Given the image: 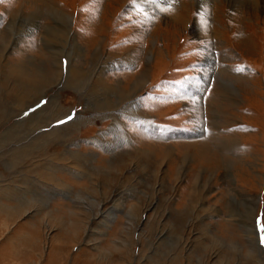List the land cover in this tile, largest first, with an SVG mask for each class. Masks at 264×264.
Masks as SVG:
<instances>
[{
    "label": "rangeland",
    "instance_id": "374dc122",
    "mask_svg": "<svg viewBox=\"0 0 264 264\" xmlns=\"http://www.w3.org/2000/svg\"><path fill=\"white\" fill-rule=\"evenodd\" d=\"M257 1L262 8L264 0ZM255 7L252 0L0 2V45L9 49L3 59L35 77L51 78L55 67L45 45L51 27L62 35L52 30L57 39L47 45L61 60L56 68L66 74L105 70L102 78L122 89L144 76L142 70L148 75L135 96L143 119L115 108V91L101 85L92 93L91 82L74 91L65 83L52 86L50 79V92L42 89L46 83L37 84L41 92L31 88L25 109L7 102L2 92L0 264H264V11ZM17 11L23 14L12 24ZM23 21L25 35L19 33ZM15 35L24 40L13 43ZM58 36L68 38L62 44ZM56 96L63 117L52 112ZM112 107L125 122L121 131L129 142L118 147V140L106 136L95 147L91 138L113 128L111 120L98 123L103 108ZM81 113L85 125L95 120L96 126L82 136L81 127L76 129L77 143L68 150L99 153L93 162L98 182L66 178L71 202L57 188L53 204L43 210L41 183L57 173L64 179L56 166L73 159L55 148L60 158L49 160L43 149L51 138L40 143L37 136L73 124ZM9 115L18 118L8 122ZM38 121L47 126L35 131ZM48 161L52 168L43 165ZM34 209L43 211L36 215Z\"/></svg>",
    "mask_w": 264,
    "mask_h": 264
},
{
    "label": "bare ground",
    "instance_id": "6f19581e",
    "mask_svg": "<svg viewBox=\"0 0 264 264\" xmlns=\"http://www.w3.org/2000/svg\"><path fill=\"white\" fill-rule=\"evenodd\" d=\"M241 1V0H240ZM247 1V0H246ZM252 2L254 3V4H256V7L254 8L255 10H258V11H264V6L261 8V7H259L260 5L258 4V1L257 0H252ZM198 3V2H197ZM260 3V2H259ZM259 5V6H258ZM158 8H160L159 7V5H156ZM247 6V5H246ZM255 6V5H254ZM248 7V6H247ZM250 7H251V5H250ZM250 9V8H249ZM252 10V9H251ZM58 12V11H57ZM65 13V12H64ZM145 13V12H144ZM22 12H20V11H17V13H14L13 14V16H12V20H11V22L10 23H12V24H15V22H18L19 20H20V18H21V16H22ZM58 14V13H57ZM59 14H61V16H62V14H63V12H59ZM64 15V14H63ZM65 15H66V13H65ZM58 17V16H57ZM2 18V17H1ZM53 18H55V17H53ZM59 18V17H58ZM141 18V17H140ZM56 19V18H55ZM62 19H64V18H62ZM60 20V19H59ZM61 21V20H60ZM70 21V20H69ZM68 21V22H69ZM30 22H34V19H31L30 20ZM64 22H66L67 24H68V26H69V28L68 27H65V30L63 31V33H65V36H67V34H69L68 33V30H70V24L65 20ZM75 22V21H74ZM173 22V21H172ZM71 23V22H70ZM21 25V24H20ZM28 25V24H27ZM27 25L26 24H24V21L22 22V29L19 31V33H22V32H24L23 34L25 35V33L27 32H25V30H26V27H27ZM59 25V24H58ZM62 25V24H61ZM60 25V26H61ZM10 26H11V24H10ZM9 26V31H11V27H13V26H11L10 27ZM75 27V26H74ZM62 29H64V28H62ZM49 32H48V34H49V38L48 39H46L45 41H46V43H45V45H46V47H47V49L53 54V58H54V60H53V63H55V67L53 68V72L51 73V78L49 77V76H42L41 78H38V77H35L36 76V74H35V72H30V71H28L27 70V67H24V66H14V65H11L10 63H8V62H6L4 59H3V52H4V50L6 49L7 50V48H8V46L6 47V45H5V43L4 44H2L3 43V41L4 40H2V42H1V44L2 45H0L1 46V50L2 51H0V98H2V101L3 100H5V98H3V97H5V96H3V93L2 92H6L7 93V95H9V100L8 99H6V101L7 102H10L11 104H13V105H15V106H17V105H20V108H26V106H27V101L26 100H28L29 99V96H30V94H32V91H34V93L36 92V91H40L41 89H38V86L36 87V85L38 84H40V83H46V82H48L50 79H51V81H52V83L50 82H48L49 84H51L52 86L53 85H61L62 83H65V85L67 86L66 88H68L69 90H74V91H76V90H78L77 89V85L78 84H81V85H83V86H85V83H92V85H93V89H92V93H96L98 90H101L100 89V86L102 85V87H105L109 92L111 91V93L112 94H114L113 93V91H115V93L117 94V95H114V96H116V102H117V104L115 105V108L117 107V108H119V110L120 111H122L123 113H124V115L125 114H127V115H130V116H134V117H137V118H139V119H143V118H146V116H144L145 115V113L143 112V110L138 106V104L136 103V101H135V96H136V94H137V90H139V88H141L142 86H144L145 85V83H147V79H148V75H147V73L144 71V70H142L143 71V74H144V76H141V77H139L137 80L135 79V81H133V83H131V87L128 89V88H126L125 86H126V84H125V82H124V89H122V87L121 86H119V84H118V86H116L115 85V87L111 84V83H109V81L107 82L104 78H102V77H104V75H105V70H101V72L99 71H97V73H92V72H83V71H80L79 69H75V70H68L67 69V74H66V71H64V70H59L58 68H56V66L58 65H60L61 66V64H60V62L59 61H61V60H59L58 58V56H56V54H55V50H53L54 48H52L51 46H49V45H47V43L50 41V40H53V39H57L56 37H55V35H52L51 34V31L52 30H54L55 31V34L56 35H62V33H61V31L59 30V28H53V27H51L50 29H47ZM19 33H17V34H19ZM32 34V33H31ZM59 36H58V38H59ZM9 37V36H8ZM68 38V37H67ZM66 37L64 38V39H67ZM3 39V38H2ZM9 39V38H8ZM7 39V40H8ZM13 43H20V42H22L24 39L23 38H21V36H19V35H15V36H13ZM60 39V41H61V43L62 44H64V41H66V40H64L63 38H59ZM21 40V41H20ZM12 42V41H11ZM7 43V42H6ZM9 50V49H8ZM7 50V51H8ZM99 53H95V59L94 60H98V59H100L99 57H100V54L98 55ZM115 57V56H114ZM110 60H112L113 58H109ZM127 59H125V58H123V61H122V63L124 62V61H126ZM34 61V60H33ZM99 61V60H98ZM128 61V60H127ZM132 64V63H131ZM47 67V66H46ZM41 71H42V69H41ZM43 75V74H42ZM129 75V74H128ZM38 76V75H37ZM75 80V81H74ZM101 80H102V82H103V84H101ZM26 81V82H25ZM79 81H81V83L79 82ZM21 82H23V83H21ZM24 83H26V84H28L29 86H27V87H29L30 89L28 90H24L23 91V89L21 90V89H19V87H21V86H19V87H14V86H18V85H24ZM48 83H46V84H41V86H44L42 89L44 90V92H50V91H52L53 89H52V87L51 86H49V84ZM91 83H90V85H91ZM87 85V84H86ZM40 86V87H41ZM25 87V86H24ZM82 87V86H81ZM89 87V86H88ZM31 88H33V90L31 91ZM84 88V87H83ZM22 91V92H20L19 93V91ZM56 90V89H55ZM105 90V89H104ZM103 90V91H104ZM10 91H11V93H10ZM13 92V93H12ZM41 92V91H40ZM67 93V92H66ZM78 93V92H77ZM90 93V92H89ZM42 94V93H41ZM79 94V93H78ZM101 94V93H100ZM34 95V94H33ZM59 95V94H58ZM41 96H43V95H41ZM8 97V96H7ZM59 97H61V96H59ZM59 97H57L56 96V98L54 99V100H51L52 101V103H54L55 105H57L58 107H54L53 109H52V112H55V114H57V115H59V116H64V111L62 110V108L60 109V110H58L59 108H60V106H62V101H61V103H60V101H59ZM63 97V96H62ZM76 97V96H75ZM97 97V96H96ZM32 98V97H31ZM33 98L34 99H36V97L35 96H33ZM64 98V97H63ZM121 98V99H120ZM52 99V98H51ZM78 99V98H77ZM112 99H113V97H112ZM111 100V99H110ZM109 100V101H110ZM36 101V100H35ZM28 102H30V101H28ZM1 103V102H0ZM52 103H51V105H52ZM109 103V102H108ZM9 104V103H8ZM32 104V103H31ZM5 105V104H4ZM10 105V104H9ZM35 105V104H34ZM2 106V105H1ZM0 106V107H1ZM32 106V105H31ZM49 106V105H48ZM114 106V105H113ZM10 107H11V105H10ZM63 107V106H62ZM108 107H110V105L108 106ZM5 108V107H4ZM15 108V107H14ZM17 108H18V106H17ZM30 108V107H29ZM43 108H45V107H43ZM83 108V107H82ZM8 109H9V107H8ZM24 109H22V110H24ZM28 109V108H27ZM104 110H105V113L102 115V116H100V118H98V123L99 124H101V123H103V122H105V121H112V122H110V123H112L113 124V128H107V129H105L104 131H101V133L98 131V133H97V135H95V136H93L91 139L95 142V143H93L92 141L90 142L91 143V145H93V146H95V147H98V148H100V138L101 139H105L106 138V136H109V137H112L113 139H115V140H118V142L117 143H119L118 144V147H119V145H121V144H123V142H124V144H126V143H128L129 142V140H128V138H127V135L126 134H124L123 133V131H121L122 129H123V126H124V124H123V120L122 119H120L118 116V118L115 116V114H114V112H113V107L112 108H103ZM1 110V109H0ZM16 109H14V111H15ZM18 110V109H17ZM57 110V111H56ZM66 110H72L71 108H67ZM99 110V109H98ZM119 110H117V113H118V111ZM20 111V110H19ZM19 111H16L15 113H19ZM39 110H37V112H38ZM47 111V110H46ZM69 111V112H70ZM12 112V111H11ZM24 112V111H23ZM42 112V111H41ZM50 112V111H49ZM104 112V111H103ZM1 113V112H0ZM5 113V112H4ZM14 113V112H13ZM47 113V112H46ZM121 113V112H120ZM3 114V113H2ZM100 114V113H99ZM44 115V113L42 114V116ZM48 115V114H47ZM81 115H82V113L81 114H79V115H77V117H76V119H75V122L73 123V124H70V125H68L67 127H64V128H62V129H54V130H52V131H50L49 133H46V134H43V135H39V136H37V137H39V139H38V141L41 143V142H47L48 143V141H46L44 138H46V137H50L51 138V140H50V142H49V144H48V146L47 147H45V149H43L44 150V156H46L49 160L50 159H59L60 158V156H57L52 150L53 149H57V148H61L62 150H63V154H68V153H70L71 155H69L72 159H73V162L70 164V163H65V165H60V166H56V168L63 174V175H65V178L64 179H60L59 177V174L60 173H57L56 174V176H54V177H52V175H48V179L50 178V177H52L51 178V180L50 181H44L45 182V184L42 182L41 183V188L45 191V196L47 197V199L44 201V206L42 207L43 208V210H46L47 208H48V206L50 205V203H52L53 204V201H54V199L56 198V196H58V195H56V194H58V192L55 190V189H61L62 191H63V194L65 193L66 194V196H64V197H68V200H66V201H68V203H70L71 202V198H70V194L68 195V190H69V186L70 185H68L67 183H64V182H66L65 180H67L66 178H73L74 176H76V177H80V178H82V179H84L85 178V180H88L87 181V183L90 181L91 182V184L92 185H95V184H97V182H98V180H97V176L96 177H94V174L96 175V173H95V168H97L96 166H94L93 165V162H95L96 161V159H98V156H99V153H95V151H91V152H82L81 150H75V151H72V150H68L69 149V147H70V145H71V143H73V142H75V139H77V134H75L74 133V131H76V129H78V128H80L81 127V131L79 132L80 134H79V136H82V135H84L83 133L85 132V131H89V127L90 126H92L91 128H95V126H96V121L95 120H90L86 125H85V122H84V120L81 118ZM120 115V114H119ZM40 116V115H39ZM50 116V115H49ZM92 116V115H91ZM130 116H128V117H130ZM2 117H3V115H2ZM51 117H52V115H51ZM55 117V116H54ZM61 117V118H62ZM86 117V116H85ZM6 118V117H5ZM14 118H18L16 115H12V116H8L7 117V119H8V122L10 121H12ZM56 118V117H55ZM54 118V119H55ZM43 118L41 117V120H42ZM1 120V119H0ZM28 120V119H27ZM45 120V119H44ZM3 121V120H2ZM5 122L6 123H8L7 122V120H5ZM25 122V121H24ZM17 123V122H16ZM51 123V122H50ZM125 123V122H124ZM43 123H41L40 121H38V122H36V124L34 125V130L35 131H38V130H40L41 128H40V125H42ZM16 125H18V124H16ZM26 125V124H25ZM43 125H46V123H44ZM47 126V125H46ZM1 127V126H0ZM18 127V126H17ZM23 127V126H22ZM41 127H43V126H41ZM124 127H126V126H124ZM90 128V129H91ZM26 129V128H25ZM33 129V128H32ZM31 130V129H30ZM60 130H62L63 132H62V134L63 135H61L60 136V138H61V142H60V140L58 139V137H57V134L58 133H60ZM29 131V130H28ZM92 131V130H91ZM127 131V130H126ZM31 132V131H30ZM128 132V131H127ZM27 133V132H26ZM40 133H42V132H40ZM18 134V133H17ZM101 134V135H100ZM10 135V134H9ZM45 135V136H44ZM28 136V135H27ZM129 137V136H128ZM34 139V138H33ZM49 139V138H48ZM90 139V140H91ZM25 140V139H24ZM78 140V139H77ZM23 141V140H22ZM29 141V140H28ZM27 140H26V142H28ZM55 141H59V146L58 147H56V144H55ZM103 141V140H102ZM108 142V141H107ZM32 143V142H31ZM36 143V142H35ZM75 143H77V142H75ZM33 144H34V142H33ZM25 145V144H24ZM30 145V144H29ZM41 145V144H40ZM40 145H38L37 144V146H36V148H39V146ZM17 146H19V145H17ZM33 146V145H32ZM46 146V145H45ZM25 147V146H24ZM30 147V146H29ZM106 147V146H105ZM34 148V147H33ZM173 148V147H172ZM18 149H20V148H18ZM29 149V148H28ZM40 149V148H39ZM25 150V149H24ZM27 150V149H26ZM36 150V149H35ZM34 150V152H33V154H36V152H38L37 150L35 151ZM20 151V150H19ZM22 151V150H21ZM31 151H33V150H31ZM30 152V151H29ZM25 153V152H24ZM41 153V152H40ZM30 154V153H29ZM14 155V154H13ZM21 155V154H20ZM24 155V154H23ZM38 155H39V157L38 158H42V155H40L39 154V152H38ZM20 157V156H19ZM22 157V156H21ZM14 159H15V157H13ZM18 158V157H17ZM90 159V160H89ZM18 160V159H17ZM16 160V161H17ZM36 160H38V159H36ZM130 160V159H129ZM15 161V160H14ZM26 161V160H25ZM46 161V160H45ZM60 161H65V160H60ZM58 162V161H57ZM49 163H51V162H47V163H43V165L45 164V166L46 167H51L50 166V164ZM127 163V162H126ZM55 164H57V163H55ZM55 164H54V167H55ZM92 164V165H91ZM110 164H112V163H110ZM11 165V164H10ZM40 165V164H39ZM87 165H90V167H89V169L88 170H90L89 171V173L84 169V167H86ZM164 165V162H162L161 164H160V168L162 167ZM84 166V167H83ZM22 168V167H21ZM52 168V167H51ZM51 168H47V170L48 169H51ZM41 169V168H40ZM45 170V169H44ZM97 170V169H96ZM18 171V170H17ZM98 172V171H97ZM157 172H159L158 170H157ZM23 173V172H22ZM46 175V174H45ZM58 176V177H57ZM69 176V177H68ZM86 177H88V178H86ZM120 177V176H119ZM33 178V177H32ZM71 178V179H72ZM38 179V178H37ZM36 179V177H35V182H36V187L38 186L37 185V183H38V180ZM41 179V178H40ZM60 179V180H59ZM70 179V180H71ZM54 180H56V186H55V188H52L51 187V182L53 181L54 182ZM80 181H82V180H80ZM21 182V181H20ZM34 182V183H35ZM26 183V182H25ZM24 183V184H25ZM33 183V182H32ZM32 183H31V185L30 186H32ZM40 183V182H39ZM9 185V184H8ZM49 186V187H48ZM54 186V185H53ZM9 189V188H8ZM15 189V188H14ZM19 190V189H18ZM5 191V190H4ZM16 191H17V189H16ZM23 191V190H22ZM12 193V192H11ZM4 194V193H3ZM14 194V193H13ZM16 195V194H15ZM56 195V196H55ZM81 195H82V192L80 193V194H78V196H77V203H80L81 201H82V199H81ZM17 196V195H16ZM61 196H62V194H61ZM55 197V198H54ZM42 198V200H44L43 198L44 197H41ZM40 198V199H41ZM57 201H60V200H57ZM21 202H23V201H21ZM38 202V201H37ZM189 202H191V201H189ZM75 203H76V201H75ZM195 203V202H194ZM29 204V203H28ZM77 207V206H76ZM43 210H36L35 211V209L33 210V211H35V213H36V215L37 214H40V212H42ZM33 211H25L26 213H25V215H27V214H30V213H32ZM197 214V213H196ZM35 215V216H36ZM34 216V215H33ZM48 217V216H47ZM51 217V216H50ZM48 220H49V218H48ZM21 227V226H20ZM35 227V226H34ZM32 228V227H31ZM251 228V227H250ZM252 229H254V228H252ZM251 229V231H250V234L253 236L252 238V240H251V243H252V245H253V249H252V251H255V247H254V243L256 242V232H254V230H252ZM250 230V229H249ZM254 236H255V238H254ZM251 251V252H252ZM177 253V252H176ZM253 253V252H252ZM19 254V253H18ZM185 254V253H184ZM183 254V255H184ZM8 256V255H7ZM167 257V256H166ZM179 258V257H178ZM169 259V258H168ZM176 259H177V257L176 258H173L172 260L174 261H176ZM0 260L2 261V259L0 258ZM192 260V259H191ZM257 260V259H256ZM7 261V260H6ZM16 262H18V261H16ZM15 262V263H16ZM165 263V262H164ZM176 263V262H175ZM182 263V262H181ZM170 264V263H169ZM178 264V263H177Z\"/></svg>",
    "mask_w": 264,
    "mask_h": 264
},
{
    "label": "snow or ice",
    "instance_id": "6c2138e0",
    "mask_svg": "<svg viewBox=\"0 0 264 264\" xmlns=\"http://www.w3.org/2000/svg\"><path fill=\"white\" fill-rule=\"evenodd\" d=\"M0 2H2V0H0Z\"/></svg>",
    "mask_w": 264,
    "mask_h": 264
}]
</instances>
